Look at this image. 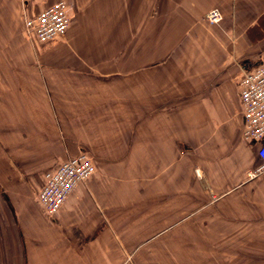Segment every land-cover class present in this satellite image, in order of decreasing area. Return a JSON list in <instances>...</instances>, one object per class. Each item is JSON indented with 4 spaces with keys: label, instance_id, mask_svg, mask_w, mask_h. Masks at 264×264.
I'll list each match as a JSON object with an SVG mask.
<instances>
[{
    "label": "crops",
    "instance_id": "crops-1",
    "mask_svg": "<svg viewBox=\"0 0 264 264\" xmlns=\"http://www.w3.org/2000/svg\"><path fill=\"white\" fill-rule=\"evenodd\" d=\"M58 1L0 0V187L26 264H225L230 247L264 251V173L247 175L259 159L237 84L264 64V0H64L66 35L29 38L25 16ZM214 8L219 26L205 20ZM81 153L96 173L48 218L31 187Z\"/></svg>",
    "mask_w": 264,
    "mask_h": 264
},
{
    "label": "built area",
    "instance_id": "built-area-1",
    "mask_svg": "<svg viewBox=\"0 0 264 264\" xmlns=\"http://www.w3.org/2000/svg\"><path fill=\"white\" fill-rule=\"evenodd\" d=\"M68 12V3L58 1L36 16L26 15L24 31L29 38L41 44L63 38L71 24ZM223 18V12L214 8L206 14L205 20L219 26ZM237 84L243 114L241 136L246 143L257 146L259 159L258 165L247 174L251 181L264 173V64L243 73ZM95 171L91 157L81 153L47 172L44 185L36 195L39 209L48 218L54 217L76 187L86 182Z\"/></svg>",
    "mask_w": 264,
    "mask_h": 264
},
{
    "label": "flooded vegetation",
    "instance_id": "flooded-vegetation-1",
    "mask_svg": "<svg viewBox=\"0 0 264 264\" xmlns=\"http://www.w3.org/2000/svg\"><path fill=\"white\" fill-rule=\"evenodd\" d=\"M1 189V187H0ZM1 192V191H0ZM3 191L0 193V206L2 207L3 211V217L0 215V221H5L6 228L2 227L0 229V259L1 261L8 259L9 254H13V256L16 253H20L22 255V262L26 264L25 262V241L23 239L22 231L19 226V218L17 213L14 210V207L10 201V198L7 197V194L3 193ZM16 230V236L17 239L11 238V231ZM10 237V238H9ZM14 239V240H13ZM15 257V256H14Z\"/></svg>",
    "mask_w": 264,
    "mask_h": 264
},
{
    "label": "rangeland",
    "instance_id": "rangeland-1",
    "mask_svg": "<svg viewBox=\"0 0 264 264\" xmlns=\"http://www.w3.org/2000/svg\"><path fill=\"white\" fill-rule=\"evenodd\" d=\"M211 26H213V25H211ZM34 185H35V190H32L33 187H31V190H30V191H33V194L32 195L30 194V198H29L30 201L31 200L36 201L35 195H37L38 189L40 188V183L37 182ZM0 191L1 192L3 191V193L6 194V191L3 188H1ZM22 195H24V194L22 193ZM24 198L22 200H25ZM0 200H1V198H0ZM1 210H2V207L0 206V215L3 217L4 216L3 211H1ZM6 226L7 225H6L5 221H3V220L0 221V229L2 227H4V229H5ZM0 234H1V232H0ZM16 235H17L16 230L11 231V235H10L11 238L17 239ZM244 245H246V244H244ZM244 245H241L240 247H230V250H228V251L225 250L224 253L227 254L226 259H231V262L225 263V264H264V251L263 250H260L259 248H256L255 246L250 247L248 245L247 246H244ZM14 256H13V254H9L7 261L4 260V262H3V260L1 261V259H0V264H24L22 262V260H23L22 255L20 253H16Z\"/></svg>",
    "mask_w": 264,
    "mask_h": 264
},
{
    "label": "water",
    "instance_id": "water-1",
    "mask_svg": "<svg viewBox=\"0 0 264 264\" xmlns=\"http://www.w3.org/2000/svg\"><path fill=\"white\" fill-rule=\"evenodd\" d=\"M261 65H263V62L262 61H258L257 63H255L252 67H250V69H255L256 67H258V66H261ZM250 69H248V70H250ZM247 70V71H248ZM254 145V144H253Z\"/></svg>",
    "mask_w": 264,
    "mask_h": 264
},
{
    "label": "bare ground",
    "instance_id": "bare-ground-1",
    "mask_svg": "<svg viewBox=\"0 0 264 264\" xmlns=\"http://www.w3.org/2000/svg\"><path fill=\"white\" fill-rule=\"evenodd\" d=\"M96 173V171L89 177V178H91L94 174ZM89 180V179H88Z\"/></svg>",
    "mask_w": 264,
    "mask_h": 264
}]
</instances>
